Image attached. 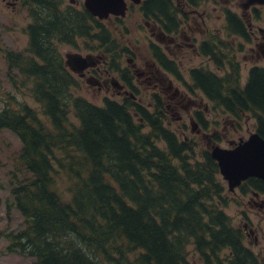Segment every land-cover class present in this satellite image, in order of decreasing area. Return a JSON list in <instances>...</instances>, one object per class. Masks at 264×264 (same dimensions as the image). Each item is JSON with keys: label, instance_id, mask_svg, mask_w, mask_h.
<instances>
[{"label": "trees", "instance_id": "obj_1", "mask_svg": "<svg viewBox=\"0 0 264 264\" xmlns=\"http://www.w3.org/2000/svg\"><path fill=\"white\" fill-rule=\"evenodd\" d=\"M24 5L25 53L5 49L2 59L6 73L20 76H9L13 87L22 84L41 111L19 102L0 107V129L20 144L8 200L23 226L6 235L8 249L32 264H195L191 256L200 264H264L224 211L228 195L208 150L182 140L163 112L112 100L94 105L75 93L78 81L58 46L81 36L122 39L60 0ZM157 6L144 11L158 17ZM196 85L234 117L253 112L264 138V72L252 69L243 89L229 82L225 98L212 75Z\"/></svg>", "mask_w": 264, "mask_h": 264}, {"label": "flooded vegetation", "instance_id": "obj_2", "mask_svg": "<svg viewBox=\"0 0 264 264\" xmlns=\"http://www.w3.org/2000/svg\"><path fill=\"white\" fill-rule=\"evenodd\" d=\"M25 1L13 0L9 5L13 6L15 2H19L24 6ZM55 1L51 0V4ZM60 1L63 7L86 11L93 17L95 27L100 28V25H103L107 32L113 34L114 31L120 32V35L116 34L122 39L118 43L101 44L97 40L91 41L81 36L72 46L70 45L75 51H65L62 54L60 52L62 66L79 83L83 82L102 93L101 103L112 100L119 105L125 103L142 105L141 99L145 97L141 95L139 87L145 83L148 106H142L152 112L161 114L163 112L166 123L165 108L172 109L179 105L182 95L176 86H172V81H175L183 83L188 91H198L206 99L204 104L189 101L183 105L191 110L188 119L190 129L207 131L206 128L212 125L211 128L216 131L214 127L216 120L220 113H224L231 118L233 125L238 124L242 117H252L254 130L250 133L256 132L257 122L253 112L232 116L223 103L219 104L213 101L214 98L204 95L196 83L200 77L212 75L221 85L220 96L225 98L228 95L229 82L236 83L240 89H243L252 69L264 72V28L256 23L264 13V0H139L138 2L124 0V15H128L129 19L135 16L140 20L138 28L147 31L144 52L137 47L136 39L132 37L128 39V29L123 25L124 15L108 14L100 19L84 8L83 0H66V3ZM153 1H158L156 7L158 17L156 13L148 14L144 11V8ZM212 3L220 5L216 16L211 14V11L216 9V7L212 8ZM212 20L216 22L215 26L211 25ZM24 28L25 26L23 31ZM124 36H127L125 40L128 44L123 42ZM249 42H252L250 47L252 61L245 69L240 70L236 56L241 55L245 43ZM81 48L85 53L80 52ZM70 57L84 58V65L79 68L78 63H74L76 68L72 67L69 63ZM181 71L186 75L183 76ZM162 96L166 97V102ZM209 110L213 112L211 118L203 116ZM178 118H180L177 122L179 124L175 128L177 132L178 129H186L187 120L184 116ZM181 137L182 140L197 145L194 138ZM216 137L218 140L219 137ZM205 145L204 149L209 153L211 147L216 144L213 142L209 147L207 143ZM254 181L258 184L252 187L251 183ZM262 184L264 182L260 179L247 177L232 190H228L224 182L228 198L230 193L240 190L244 196L247 193L253 196H249L251 203L264 208V198L260 197L264 194V188L260 190L256 187ZM227 205L226 201L225 206ZM246 224L250 226V222H244L243 226ZM252 232L254 230L249 228L248 234L251 235ZM253 242L256 244V236L253 237ZM257 252L264 255V252ZM193 262L200 264L198 258Z\"/></svg>", "mask_w": 264, "mask_h": 264}, {"label": "rangeland", "instance_id": "obj_3", "mask_svg": "<svg viewBox=\"0 0 264 264\" xmlns=\"http://www.w3.org/2000/svg\"><path fill=\"white\" fill-rule=\"evenodd\" d=\"M13 0H0V107L3 105L14 106L16 102L24 103L32 107L35 111L40 112V105L35 102L29 95L28 90L22 85L19 84L18 87H13L9 76L17 75L15 72L6 73L5 64L2 59V51L5 49L19 50L22 53H25V47L27 43L26 35L23 31V27L29 21V16L26 12V6H23V3L15 2L13 6L9 5V2ZM63 3H66V0H62ZM209 8V5H207ZM216 7L214 11H211L212 16H216L219 13L220 5L212 3V8ZM132 12V11H131ZM124 15V14H123ZM122 15V16H123ZM128 15H124V27L128 29L129 35L128 39L131 37L136 39L137 47L144 52V47L146 46L145 41L147 37V31L145 29L138 28V23L140 20H137L134 16L129 19ZM264 28V13L261 14L260 20L256 22ZM216 22L211 21V25L215 26ZM123 32V31H122ZM115 34L120 35V32H115ZM125 34V32H123ZM118 40L119 36H115ZM127 36H124L125 44L128 42L125 40ZM252 42L245 43V46L242 50L241 55L236 56L240 63V70L245 69L252 61L250 47ZM59 51L61 54L65 51H75L70 45H59ZM81 53H85V50L81 48ZM187 63L184 62L185 65ZM82 63H78V67H82ZM182 75L186 74L181 71ZM7 74V75H6ZM19 75L16 76V81L19 80ZM184 79H187L184 77ZM17 84V83H16ZM166 84V82H165ZM188 84V83H187ZM172 86H176L178 90L182 93L179 105H176L172 109L165 108V113L167 115L166 126L171 129H175L179 123L180 118L178 116H184L187 120L185 122L186 129H178L180 136H188L194 138L198 143V150H204L205 144L209 147L213 142L222 148H231L233 147L240 139L245 140L248 137V134L254 130V123L252 117L245 116L238 121V124L233 125V122L230 117L226 116L224 113H220L217 123L214 126L216 131L212 129V125L208 126L207 131L190 129V111L188 108H185L183 105L187 104L189 101L204 104L206 99L198 91H188L185 88L183 83L173 82ZM140 93L143 97L141 99V104L144 106L147 105V90L145 89V83H142L139 87ZM77 95L82 96L88 102L94 105H102V100L100 95L102 93L97 92L91 86L81 82L77 88L74 89ZM167 94V93H166ZM166 102V97L162 96ZM212 110V109H211ZM209 110L207 113L203 114L208 118H211L212 111ZM173 111H176L173 112ZM75 122V119H73ZM196 132V134H193ZM216 136L219 137L216 140ZM19 141L18 139L6 129H0V264H32L34 259L29 257L27 254L8 249L9 243L6 238V235L9 232H15L22 228V217L19 215L16 209L10 206L9 197V188L14 184L12 175L14 170V161L16 159L17 152L19 150ZM249 193L245 196L240 190H235L230 193V198H226L228 203L224 207V211L229 215L234 226L239 228L244 236V244L249 247L252 251L264 252V208L257 207L251 203ZM264 198V194L260 196ZM248 198V199H247ZM244 222H250V226L246 224L243 226ZM252 228L254 232L251 235L248 234V229ZM256 236V244L253 242V237ZM86 251V250H84ZM192 253V252H191ZM189 256V253H188ZM194 261L197 260L196 256H191Z\"/></svg>", "mask_w": 264, "mask_h": 264}, {"label": "water", "instance_id": "obj_4", "mask_svg": "<svg viewBox=\"0 0 264 264\" xmlns=\"http://www.w3.org/2000/svg\"><path fill=\"white\" fill-rule=\"evenodd\" d=\"M83 6L100 19L108 14L122 16L125 9L124 0H83ZM79 58L84 61V58ZM209 155L216 162L220 177L228 190H232L247 177L264 182V138L257 132L250 133L245 140L240 139L231 148L213 145Z\"/></svg>", "mask_w": 264, "mask_h": 264}, {"label": "bare ground", "instance_id": "obj_5", "mask_svg": "<svg viewBox=\"0 0 264 264\" xmlns=\"http://www.w3.org/2000/svg\"><path fill=\"white\" fill-rule=\"evenodd\" d=\"M81 60L79 59V58H76V57H70V59H69V63H70V65L72 66V67H75L76 68V66H74V63H79Z\"/></svg>", "mask_w": 264, "mask_h": 264}]
</instances>
